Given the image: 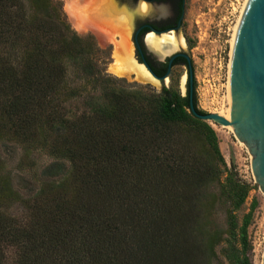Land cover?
I'll list each match as a JSON object with an SVG mask.
<instances>
[{
	"label": "trees",
	"instance_id": "obj_1",
	"mask_svg": "<svg viewBox=\"0 0 264 264\" xmlns=\"http://www.w3.org/2000/svg\"><path fill=\"white\" fill-rule=\"evenodd\" d=\"M101 52L60 1L0 0V264H254L253 186L191 111L190 82L130 84ZM8 144L22 170L39 149L54 157L27 192Z\"/></svg>",
	"mask_w": 264,
	"mask_h": 264
},
{
	"label": "rangeland",
	"instance_id": "obj_2",
	"mask_svg": "<svg viewBox=\"0 0 264 264\" xmlns=\"http://www.w3.org/2000/svg\"><path fill=\"white\" fill-rule=\"evenodd\" d=\"M62 3L68 21L72 28L83 36L92 35L102 51L98 57V64L105 68L106 74L124 79L130 84H136L148 90L161 92L164 88L179 89L182 95L188 93V66H174L168 80L153 84L143 82L132 77L118 76L113 71L115 63V50L119 36L115 37L112 25L97 22L93 25L80 27L78 21L70 13L69 6L76 0H58ZM81 5H84L82 0ZM248 0H187L186 15L183 28L179 34L178 45L181 44L193 61L195 72V91L200 108L207 112H216L224 115L232 104L231 96V63L234 45ZM123 8H119L122 13ZM121 15V14H120ZM123 26V23H120ZM115 37V38H114ZM113 40V41H112ZM111 42H114L111 43ZM179 48V47H178ZM179 50V49H176ZM220 139L221 151L229 167H235L240 177L253 186L247 207L257 198L258 204L254 212V220L250 226V235L254 243V264H264V192L262 191L253 171L254 155L237 135L230 132L220 124L212 123ZM192 151L199 150V146L192 141ZM1 152L8 160L13 170L14 182L22 191L32 182L35 171L41 173L50 164L54 157L45 150H37L26 159V164L33 161L35 165L30 168L19 169L18 165L24 157V150L11 144L2 146ZM199 152V151H198ZM22 204H15L10 212L16 216L21 215Z\"/></svg>",
	"mask_w": 264,
	"mask_h": 264
},
{
	"label": "water",
	"instance_id": "obj_3",
	"mask_svg": "<svg viewBox=\"0 0 264 264\" xmlns=\"http://www.w3.org/2000/svg\"><path fill=\"white\" fill-rule=\"evenodd\" d=\"M177 56H183L187 61L191 111L211 124L214 122L234 127L238 138L254 155L253 171L264 192V0L249 1L239 26L231 63L230 119L220 113L201 114L196 110L193 101L195 72L189 54H174L170 59L168 71L163 76L157 75L147 62H137L143 64L154 78L162 82L168 80Z\"/></svg>",
	"mask_w": 264,
	"mask_h": 264
},
{
	"label": "flooded vegetation",
	"instance_id": "obj_4",
	"mask_svg": "<svg viewBox=\"0 0 264 264\" xmlns=\"http://www.w3.org/2000/svg\"><path fill=\"white\" fill-rule=\"evenodd\" d=\"M78 1L80 4L81 2L83 3L82 0ZM78 1L76 0V2ZM89 1L84 0V5H87ZM186 2L187 0H98L96 4L92 3L89 9H87L89 19L87 21L85 19L83 27H86L88 24L93 25L97 22H104L114 27L113 24H116L114 21L116 14L134 15L128 24L130 26L129 40L133 46L134 59L142 63L147 62L157 74V71L163 65H167L168 71L170 59L174 54L187 52L181 48L182 46L179 43V50L162 58L156 50L149 46L148 37L162 38L179 34L185 21ZM141 5H145L147 10L141 11ZM119 8H123L122 13H119ZM115 34V37L119 36L121 38L119 34ZM88 36L92 35L90 34ZM118 40L120 41V39ZM111 43L114 44V42ZM177 65H187L186 59L183 56H177L173 61V67Z\"/></svg>",
	"mask_w": 264,
	"mask_h": 264
},
{
	"label": "bare ground",
	"instance_id": "obj_5",
	"mask_svg": "<svg viewBox=\"0 0 264 264\" xmlns=\"http://www.w3.org/2000/svg\"><path fill=\"white\" fill-rule=\"evenodd\" d=\"M249 1L250 0H248L247 4H245L246 7L244 9V13L246 11ZM96 2H98V0H90L89 3L87 2V5L84 6H82L79 1L78 2L72 1L70 3L69 6L70 13L72 14L73 18H75L78 21L80 27H82V25L85 23V19L86 21L89 19L88 18L89 14L87 12L88 11L87 9H89L92 3L96 4ZM140 10L145 11L147 10V7L145 5H141ZM133 16L134 15L132 14H130V16L116 14V17L114 18L116 24H113L114 27H112V29L114 32L112 33L119 34L122 39L117 44L115 50V63H114V67L112 68V71L118 76L132 77L137 80L143 82H150L156 85L160 84L159 80L154 78L143 64L142 65L138 64L137 61L134 59L133 46L129 40L130 26L128 25L130 23L131 17ZM121 22H123L124 24L123 27L120 25ZM148 44L152 49L156 50L162 57L165 56V54L171 53L176 49H178V40L175 35L165 36L162 38H155L153 36H149ZM224 116L228 119L231 118V106L224 113ZM221 126L225 127L230 132L236 135L235 129L232 125H227V126L221 125Z\"/></svg>",
	"mask_w": 264,
	"mask_h": 264
}]
</instances>
